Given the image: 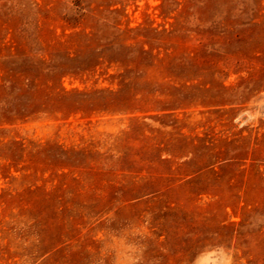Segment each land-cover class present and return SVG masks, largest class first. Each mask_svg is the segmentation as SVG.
<instances>
[{
	"label": "rangeland",
	"instance_id": "374dc122",
	"mask_svg": "<svg viewBox=\"0 0 264 264\" xmlns=\"http://www.w3.org/2000/svg\"><path fill=\"white\" fill-rule=\"evenodd\" d=\"M0 264H264V0H0Z\"/></svg>",
	"mask_w": 264,
	"mask_h": 264
}]
</instances>
